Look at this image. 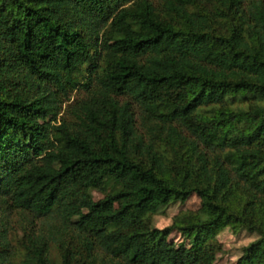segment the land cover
<instances>
[{
  "label": "trees",
  "instance_id": "obj_1",
  "mask_svg": "<svg viewBox=\"0 0 264 264\" xmlns=\"http://www.w3.org/2000/svg\"><path fill=\"white\" fill-rule=\"evenodd\" d=\"M195 1L164 0L162 14L152 0H0V264H53L51 242L61 264H215L208 240L226 224L260 234L236 264H264V7L219 0L238 18L216 33L185 6ZM79 84L73 118L58 119L60 95ZM230 92L254 99L231 109ZM176 121L194 135L196 171L158 147L178 141ZM194 191L204 216H185L194 239L176 244L167 235L181 218L159 228L146 213Z\"/></svg>",
  "mask_w": 264,
  "mask_h": 264
},
{
  "label": "rangeland",
  "instance_id": "obj_2",
  "mask_svg": "<svg viewBox=\"0 0 264 264\" xmlns=\"http://www.w3.org/2000/svg\"><path fill=\"white\" fill-rule=\"evenodd\" d=\"M157 6L158 10L165 14L164 10V0H152ZM258 1V0H256ZM264 7V0H259ZM188 10L192 12H198L207 20L204 22L206 30H212L216 33H226L232 24L237 22V16L234 14V11L226 5H222L219 0H198L194 3H187L185 5ZM253 6V0H243L242 7L249 13V10ZM175 22L179 25V18L174 17ZM247 26V24H245ZM246 35L248 32L245 31ZM101 62V61H100ZM101 68V67H99ZM85 88L82 84H79L75 88H71L67 94L60 95L61 109L58 113V119L62 116H65L67 119L73 118L71 113L66 112L68 106L73 105L79 98L85 95ZM233 92H230L227 96L225 104L228 108L237 109L239 107H248L250 101L254 97L240 99ZM241 97V96H240ZM121 101L129 100L132 104V108L136 112V116H139L140 109L139 104L128 95L120 96ZM260 103L264 104V99L259 100ZM219 108L218 104H207L199 109V111L205 116L214 115ZM141 119L138 118L137 125L140 126ZM243 123V122H242ZM174 125L177 126V129L181 132L178 141L167 143L165 139L158 142V147L163 151L168 159L172 163L182 164L187 160L192 163V169L194 171L198 170L200 166L199 154H193V150L190 144L191 139L194 138V135L180 122H174ZM178 135V134H175ZM199 149L202 151H207L209 156L213 153H218L220 151L221 155H224L225 150H221L219 146L213 148H206L204 144L199 143ZM223 153V154H222ZM106 192L98 189H92V194L94 198L99 199L104 196ZM243 190L238 188L235 190V195L231 203L232 207L243 209L245 205V196ZM202 207V198L197 192H192L185 201L179 199H173L168 204L161 206L156 211H147L146 217L148 218L152 227L166 228L171 226L174 223L175 217H180L178 224L172 228L167 235L169 241H172L176 244L184 242L186 245L191 246L194 239L193 235H188L179 225L181 222L185 224V216L194 214L195 216L200 215L204 216L201 211ZM7 215L10 218V237L12 238L13 245L22 249L21 238L23 236V230L19 228V224L22 223L24 211L19 209L9 210ZM31 217L35 219V223L40 224L41 219L34 218L32 213ZM55 221L56 218H53ZM258 231H252L248 229L245 225H233L226 224L222 226L212 236L209 238V242L214 244V262L215 264H236L239 257L243 254L244 248L259 237ZM50 257L53 264H61V253L58 249V246L55 242H51L50 245ZM95 264H100L98 260Z\"/></svg>",
  "mask_w": 264,
  "mask_h": 264
}]
</instances>
